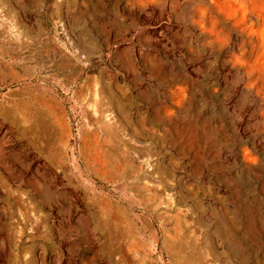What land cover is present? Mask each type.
Instances as JSON below:
<instances>
[{
  "label": "rangeland",
  "instance_id": "obj_1",
  "mask_svg": "<svg viewBox=\"0 0 264 264\" xmlns=\"http://www.w3.org/2000/svg\"><path fill=\"white\" fill-rule=\"evenodd\" d=\"M0 264H264V0H0Z\"/></svg>",
  "mask_w": 264,
  "mask_h": 264
}]
</instances>
